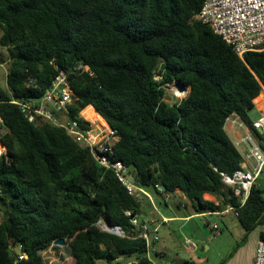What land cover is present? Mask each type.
<instances>
[{
  "label": "trees",
  "instance_id": "1",
  "mask_svg": "<svg viewBox=\"0 0 264 264\" xmlns=\"http://www.w3.org/2000/svg\"><path fill=\"white\" fill-rule=\"evenodd\" d=\"M203 3L0 0V46L10 52L7 88L0 84L7 147L0 157V264H46L42 253L61 238L73 264H152L126 215L141 216L142 201L63 127L30 122L14 103L41 99L61 71L74 93L66 115L85 128L80 113L92 106L115 130L114 159L136 184L151 194L180 190L198 213L236 207L244 240L264 225L260 186L241 204L222 176L240 169L242 155L224 126L232 113L251 124L248 113L264 88V50L240 58L196 19ZM173 83L189 92L170 103L164 86ZM101 225L119 226L124 236ZM19 244L28 255L21 262L12 249Z\"/></svg>",
  "mask_w": 264,
  "mask_h": 264
},
{
  "label": "built area",
  "instance_id": "2",
  "mask_svg": "<svg viewBox=\"0 0 264 264\" xmlns=\"http://www.w3.org/2000/svg\"><path fill=\"white\" fill-rule=\"evenodd\" d=\"M196 19L210 26L212 31L230 45L240 58L249 52L264 50V0H204ZM78 69L92 75L89 66H79ZM73 95V90L68 84L67 74L61 71L53 81L51 88L41 99L30 102L15 101L14 103L20 106L30 122L46 121L63 127L76 142L84 144L90 149L97 163L114 171L131 196L153 204L152 194L136 184L133 178H130L129 168L122 161L114 159V144L118 140L115 130L98 113L97 116H100L104 124L98 123L96 126H93L91 119L83 114L84 110L80 113V118L90 123H85V128L82 127L80 119L71 120L68 118L65 111L67 106L72 103ZM2 123L0 116V131ZM225 125H231L235 131H245L243 135L234 139V144L243 158L240 169L232 175L222 174L224 184L232 188L241 204H244L264 167V148L262 146L264 115L251 122L249 126L238 114L232 113L226 118ZM6 154L7 147L0 139V157H6ZM157 188L161 190L160 186ZM167 195L166 197L169 196ZM230 211L238 216L236 207H227L224 212ZM126 215L130 218L131 224L138 228V237L146 241L149 254L153 250V244L160 241L159 225L154 220L142 219L141 216L133 215L130 211H126ZM212 229L216 235L219 234L217 225H213ZM118 234L124 236L121 228H119ZM186 243L191 250L197 249V244L190 239H187ZM54 247L61 248V246L53 245L46 250V253L45 251L42 253L46 264H53L52 258L56 255ZM12 249L17 262L27 258L22 244L12 245ZM118 262L119 260L113 264H119ZM254 264H264V238H261L257 243Z\"/></svg>",
  "mask_w": 264,
  "mask_h": 264
},
{
  "label": "rangeland",
  "instance_id": "3",
  "mask_svg": "<svg viewBox=\"0 0 264 264\" xmlns=\"http://www.w3.org/2000/svg\"><path fill=\"white\" fill-rule=\"evenodd\" d=\"M2 31L0 29V36ZM10 62V52L7 48L0 46V84L2 87L7 88V71ZM157 80L161 79V76L156 75ZM165 99L172 103L180 101L188 95L189 90H182L175 83L165 85ZM85 110V109H84ZM88 117L91 119L93 126L104 124L100 116ZM248 115L257 120L259 114L256 110H250ZM132 179V176H130ZM264 179V173L261 176ZM263 190L264 198V183L259 185ZM155 203L163 204V199L153 196ZM143 207L149 208L151 205L149 201H142ZM217 224L219 229V235L216 236L212 231V225ZM102 226V225H101ZM263 226H257L248 235L246 240L245 230L239 224L237 216L233 213L223 216H212L209 218H195L185 226L181 231H177V235L182 242L180 257L183 261H165L156 260L157 264H249L255 257V250L257 239L259 238ZM187 236L198 244L199 250L192 252L185 244L183 237ZM205 246H209V250H205ZM56 255L53 256V264H73L74 259L70 255L68 244L66 243L64 248L54 247ZM46 253V251H45ZM231 255V256H230ZM230 256V257H229ZM55 258V259H54ZM133 259H120L119 264H131ZM189 262V263H188ZM194 262V263H193ZM99 264H105L104 261H100Z\"/></svg>",
  "mask_w": 264,
  "mask_h": 264
},
{
  "label": "crops",
  "instance_id": "4",
  "mask_svg": "<svg viewBox=\"0 0 264 264\" xmlns=\"http://www.w3.org/2000/svg\"><path fill=\"white\" fill-rule=\"evenodd\" d=\"M87 108H92L93 111L95 110L92 106ZM253 110H256V112L259 114V117L264 115V88L260 93V95L254 100ZM249 119H250V123L255 121L250 116ZM248 125L250 126L251 124ZM224 127H225V131L227 132V134L229 135V137L233 142L235 138L245 133V131H235V129L231 125H225ZM263 173H264V167L259 177L257 178L262 181L261 183L258 184V186L264 183V179H261ZM166 195L152 194V197L155 196L163 199V204H161L160 201L159 203L157 202L155 203V200L153 199V204L149 202L151 206L149 208H146L145 209L146 211L142 212L141 215L142 219L154 220L155 223L159 225L160 241L154 243L152 252H150L147 255L150 261L152 262V264H157L156 260L158 259L165 261H173V262L178 260L183 261V259L180 257V252H181L180 246L182 242L180 240V237L177 235L176 230L180 232L181 229H183L185 226L191 223L193 219L209 218L212 216H223L234 213L233 211L225 213L224 210L221 212L198 213L193 207L192 203L180 192V190H177L176 193H174L173 195L168 194L169 195V196L167 195L168 197H166ZM204 198L206 200L214 202L215 204H218L217 199L210 194H205ZM213 225H217V224H213ZM212 231L214 232L213 229ZM262 231L264 232V228L261 230V232ZM181 235L186 245H187L186 243L187 239L193 241L191 238L184 236L182 233ZM260 239L261 238L259 235V238L257 239V243ZM256 248H257V244H256ZM209 249H210L209 246H205V250H209ZM197 250H199L198 244H197V249L195 251L193 250L191 251L196 252ZM255 254H256V250H255ZM254 260L255 257H253V259L250 261L249 264H254Z\"/></svg>",
  "mask_w": 264,
  "mask_h": 264
},
{
  "label": "water",
  "instance_id": "5",
  "mask_svg": "<svg viewBox=\"0 0 264 264\" xmlns=\"http://www.w3.org/2000/svg\"><path fill=\"white\" fill-rule=\"evenodd\" d=\"M179 86V85H178ZM180 89L182 90H186L184 87L182 86H179ZM262 181L260 179H256V185H258L259 183H261ZM164 189V188H163ZM119 226H115V227H109L107 225H104V226H101V229L104 230V231H108V232H111V233H115V234H118V230H119ZM119 235V234H118ZM53 245L55 246H61V247H65L66 245V239H58L56 240ZM28 257V255H27Z\"/></svg>",
  "mask_w": 264,
  "mask_h": 264
},
{
  "label": "bare ground",
  "instance_id": "6",
  "mask_svg": "<svg viewBox=\"0 0 264 264\" xmlns=\"http://www.w3.org/2000/svg\"><path fill=\"white\" fill-rule=\"evenodd\" d=\"M83 113L86 117L96 116L92 108H87L85 111H83Z\"/></svg>",
  "mask_w": 264,
  "mask_h": 264
}]
</instances>
